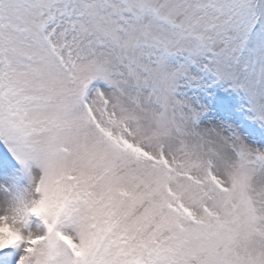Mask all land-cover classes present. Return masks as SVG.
Segmentation results:
<instances>
[{
	"label": "snow or ice",
	"instance_id": "obj_1",
	"mask_svg": "<svg viewBox=\"0 0 264 264\" xmlns=\"http://www.w3.org/2000/svg\"><path fill=\"white\" fill-rule=\"evenodd\" d=\"M193 65L264 121V0H0V137L42 169L23 229L0 214V253L264 264V150L197 128Z\"/></svg>",
	"mask_w": 264,
	"mask_h": 264
},
{
	"label": "rangeland",
	"instance_id": "obj_2",
	"mask_svg": "<svg viewBox=\"0 0 264 264\" xmlns=\"http://www.w3.org/2000/svg\"><path fill=\"white\" fill-rule=\"evenodd\" d=\"M178 59L182 60V57ZM177 62L176 59L172 61L173 64ZM191 70L199 79L185 85L183 95L201 110L197 128L223 125L228 133L236 134L249 146L264 150V121L254 118L244 92L233 88L229 82L219 81L213 74L205 73L195 65ZM0 163V181L7 179L12 170L26 179L34 175H42V169L35 163L28 167L21 163L2 137H0ZM3 185H6V182ZM31 227L35 228L31 230ZM38 229L46 231L42 217L30 216L27 231ZM23 254L24 251L21 255Z\"/></svg>",
	"mask_w": 264,
	"mask_h": 264
},
{
	"label": "clouds",
	"instance_id": "obj_3",
	"mask_svg": "<svg viewBox=\"0 0 264 264\" xmlns=\"http://www.w3.org/2000/svg\"><path fill=\"white\" fill-rule=\"evenodd\" d=\"M205 133H212V139L219 145L220 137L230 135L223 125H212L202 129ZM40 175H34L30 185L26 187L6 186L0 184V214L9 217L8 223L13 224L18 230L23 229L24 220L28 210L33 206V201L39 199L35 188L39 183ZM40 234V233H37Z\"/></svg>",
	"mask_w": 264,
	"mask_h": 264
},
{
	"label": "bare ground",
	"instance_id": "obj_4",
	"mask_svg": "<svg viewBox=\"0 0 264 264\" xmlns=\"http://www.w3.org/2000/svg\"><path fill=\"white\" fill-rule=\"evenodd\" d=\"M31 179L32 177L26 179V177L20 176L15 171L12 170L11 173L8 175V178L1 180L0 184H5L6 182L7 186L14 185L16 187L22 188L30 185ZM31 228H32L31 230H33V228L35 227H31ZM26 247H27V242L22 241L18 243V245L5 250V252L3 253H0V259H3L6 262V264H14L13 258H15L16 261H18L21 253L25 251Z\"/></svg>",
	"mask_w": 264,
	"mask_h": 264
}]
</instances>
